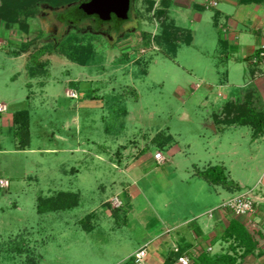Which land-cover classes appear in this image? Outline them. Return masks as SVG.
<instances>
[{
    "label": "rangeland",
    "instance_id": "rangeland-1",
    "mask_svg": "<svg viewBox=\"0 0 264 264\" xmlns=\"http://www.w3.org/2000/svg\"><path fill=\"white\" fill-rule=\"evenodd\" d=\"M73 1L62 0L56 5ZM180 2L178 11L182 6L187 9L183 16L174 19L169 11L167 20H175L184 28L185 37L190 32L192 43L182 44L173 58L153 43L160 29L166 27L164 22H169L166 17L155 16L160 0H136V13L144 28L118 49L107 48L94 36L72 34L58 52L49 48L51 53L47 52L39 45L31 17L28 35L15 30L0 33V105L8 107L0 114V179L9 182L8 188L0 187V243L4 236L28 228L37 236L32 245L38 264H114L164 234L166 226L156 213L171 221L167 214L177 199L189 196V171L195 166L223 165L235 184L234 191H228L197 177L200 201L201 196L216 189L220 200L226 201L261 179L264 137L254 138L248 125L226 127L219 121L234 119L236 111L245 110V117L264 114V92L254 82L251 60L245 59L243 50L261 44L259 35L249 34L256 22L250 19L240 23L238 29L248 35H241V43L226 46L219 42L224 39L220 31L194 21L196 9L188 11L200 0ZM152 3L155 6L150 10ZM39 4L53 3L43 1L35 8ZM254 7L251 5L249 11ZM75 14L77 8L72 6L68 16ZM145 35L152 37L147 47L142 46ZM23 43L30 47L20 50ZM77 50L87 51L85 62L70 59ZM90 55H94L92 60H88ZM121 58H127V63ZM70 91H76L78 98L67 97ZM24 110L31 112L32 140L21 152L16 151L19 139L13 122ZM72 147L78 149L75 154L67 152ZM39 148L57 153L46 154ZM155 151L171 158L172 171L159 166L146 174L155 168L149 161ZM138 154L140 158L131 162ZM120 156H129L131 161L119 165L115 160ZM135 179L140 183H134ZM182 180L186 182L183 187ZM129 186L148 190L131 205L117 210L121 227L115 226L114 233H109L105 222L90 234L78 231L79 225L75 228L76 216L84 217L114 196L111 203L116 208L117 198L122 201ZM57 190H80V207L42 220L36 209L37 197ZM188 223L194 228V221ZM23 261L11 252L0 253V264Z\"/></svg>",
    "mask_w": 264,
    "mask_h": 264
},
{
    "label": "crops",
    "instance_id": "crops-1",
    "mask_svg": "<svg viewBox=\"0 0 264 264\" xmlns=\"http://www.w3.org/2000/svg\"><path fill=\"white\" fill-rule=\"evenodd\" d=\"M212 2H216L217 5H211L210 3ZM220 2H222L223 4L222 10L219 9ZM180 3V0H173L171 6L169 7V11L172 12L173 18L174 16L177 17L178 15L183 16V11L187 10L183 8L184 6H182L181 10L178 11ZM251 5H254L255 7L251 11H249L248 8H250ZM192 9H196L197 11L194 16V21H200V25H202V23H205V25L213 26L217 32L220 31L222 33V36L224 35V39L222 38L223 40L219 39L220 44L221 41H223L224 45L226 46H228L227 44L231 42L235 44L241 43V35L245 36L248 35V33L247 31L245 33H242V30L238 29L239 24L243 23L244 20L250 21V19H253V21L255 20L256 26L253 32L250 31L249 34L256 33L260 36L261 43L263 41V38L260 34V28L264 24H260L262 23V21L264 23V11L262 10L264 9V3L262 5H257L244 4L241 2V0H200V3H193L192 6H189L188 11ZM259 12H261V16L259 15ZM179 27L181 26L179 25ZM257 49L258 48L255 47L245 46V48L243 49L245 53L244 57L246 60H251L250 68L253 69L251 73L255 75L254 82L256 83L258 88L262 92H264V65L255 66L252 61ZM218 96L223 100H228V96H225L221 93H219ZM26 111L29 112L31 118V112L29 110ZM219 121L223 122V120ZM227 125L228 124L223 126L227 127ZM236 125L237 124H231L229 126ZM213 129L215 132L218 131L216 125H213ZM261 136L264 137V133ZM31 140L32 133L30 119V136L29 141L27 142V146L30 145ZM17 143L19 144V142ZM22 149L23 148L19 149L17 147L16 151L22 152ZM29 149L30 148H28L27 150ZM38 151L44 152L46 154L57 153V150L55 149L48 150L39 148ZM77 151L78 149L75 147L67 149V152L69 154H75ZM156 153L157 151H155L154 154ZM129 156L125 159L123 156H120V158L117 159V161L115 160V162L119 165H122L123 163H129L131 161L129 159ZM140 156L141 155L138 154L131 162H135L140 158ZM163 156L165 158V162L163 164H159L156 161L155 155L154 157H151L149 159L151 166L153 165L155 168L151 167V170L146 174L151 173L153 170L160 169L158 168L159 166H165V170H167L168 168L172 171L173 166L170 165L171 158H167V156H165L164 154ZM195 168L200 167L195 166L191 171H189V176H191L189 181L191 185V190L189 189V196H187V199H177L175 207H172L171 211H169L167 214L171 221H169V219L164 220V218L160 214L156 213L159 220H161L166 226L164 234L162 235L161 233L160 235L155 236L153 239H150L148 242H145L144 244L138 246L135 250L130 252L126 260H122L121 262L118 261L114 264H124L127 260L134 257L135 254L145 246H148V256L146 258L145 264H165L167 259L170 258L173 253H178V256H188L191 259V264H264V171L262 173L261 179L251 189H249L253 190V195L259 199L255 214H253L251 217H237L227 211H213L215 208L220 207V205L225 202V200H220L221 193H219L217 189L212 192L209 190V193L207 195L201 196L202 201H200V195L196 196V190L200 189V183H197L196 178L199 176L195 175ZM74 171H76V169L72 168V172ZM132 172L133 171H131L130 173ZM194 181L195 183L193 186ZM134 183L139 184L140 182L139 180L137 181L135 179ZM185 183L186 182H184L183 180L180 181V186L183 187ZM129 187L130 189L128 191H125L124 199H122L123 206L131 205L135 201L134 199H137L140 195L145 194L148 190L138 188L137 186ZM177 187L180 189L179 185H177ZM245 191L246 190L242 192ZM60 192H78L81 195L80 190H57L51 195H39L37 197L36 209L39 217L42 220L45 219L46 216H49L51 214H61V212L65 213L74 211L80 207L81 197L77 205L70 206L69 208L59 209L46 213H40L38 211L39 197L50 198L59 194ZM128 192L130 194L132 193V196L129 195ZM193 195H195L196 197ZM114 197L107 199L100 204L101 208L105 207L107 209L105 212H102V210L100 211V207L97 206L92 208V210L82 218H77L76 216L73 222L75 228H77V226L79 225V228H77L78 231H80L81 233L90 234L100 228L101 222H105L109 226V233H114V231L116 230L115 226L121 227L119 220L116 218L118 217V214L116 213L117 210H114L115 207H113L111 203V200H113ZM198 197L199 199L196 200V198ZM184 204L188 207H186ZM14 207L17 208L18 205L14 204ZM150 207L152 208V206ZM179 208L182 209L183 212L180 211ZM101 213H103V215ZM200 215H202V217H200ZM184 217L187 218H185L184 221L180 222V220ZM188 217L192 218L189 219ZM112 218L114 219L113 222H111V220H113ZM88 220L89 223L84 224V222ZM190 220L194 221V228H192L191 224L188 223V221ZM34 233V231H31L28 228H24V231L20 232L17 235L10 234V236H4L3 238H1L3 242L0 243V248L2 249L0 250V253L8 251L14 255L16 254L21 256L22 259L24 258V264H38V262L36 261V251L34 250L32 245L33 242H37V236ZM40 257L42 258V256ZM174 264H178L177 259Z\"/></svg>",
    "mask_w": 264,
    "mask_h": 264
},
{
    "label": "trees",
    "instance_id": "trees-1",
    "mask_svg": "<svg viewBox=\"0 0 264 264\" xmlns=\"http://www.w3.org/2000/svg\"><path fill=\"white\" fill-rule=\"evenodd\" d=\"M43 1H49L53 4H60L62 0H0V33L2 31H20L24 33V35H28L30 32V22H28V18L31 17L33 9L35 6ZM160 9L155 12V16L158 19L162 17H166L165 21L168 18L169 7L171 6L173 0H160ZM244 4H257L262 5L264 0H241ZM155 3L151 4L150 10L153 9ZM167 14V16H166ZM169 21V20H167ZM166 27L160 29L159 34L155 37L153 43H155L159 48H165L166 54L169 56H176L177 49L182 44L190 45L192 43V36L190 32L188 36L185 37L186 33L184 29L177 26L175 20H170L169 22H164ZM151 35L144 36V43L142 44L143 47L149 46L151 43ZM20 50H27L30 47L29 43L20 44ZM46 49V48H44ZM47 52H50L49 49H46ZM164 50V51H165ZM87 51H75L71 53L69 56L70 59L74 61H82L85 62L86 56L89 54L87 53L85 56L84 54ZM51 53V52H50ZM19 53H14V55H19ZM94 55H90L88 60H92ZM123 59V58H121ZM120 59V60H121ZM123 62L127 63V58L123 59ZM149 62V60L147 59ZM125 64V63H124ZM145 71L147 69L145 68ZM233 107V106H232ZM230 110H234V108L229 107ZM235 112V111H234ZM237 116L234 119L223 120L224 123L231 125V124H242V125H249L253 128L254 131V138L260 137L264 133V114L262 115H251V117H245L243 112H235ZM241 114V116L239 115ZM240 116V117H239ZM14 126L18 132V141H19V149L27 146V142L29 141L30 136V114L28 111L24 110L18 112L17 115L14 117ZM195 175L202 178L204 181L209 183L210 185L214 186H222L227 190H233L235 184L229 177L228 171L225 166L223 165H216V166H209L207 168H195ZM80 193H65L60 192L59 194L52 196L50 198H38V211L40 213H46L50 211H55L59 209L69 208L70 206H75L80 201ZM123 206V205H122ZM121 207L115 208L114 210H120ZM178 253H173L170 258L167 259L165 264H174L176 259L178 261ZM178 257V258H177ZM124 264H136L135 257L130 258Z\"/></svg>",
    "mask_w": 264,
    "mask_h": 264
},
{
    "label": "flooded vegetation",
    "instance_id": "flooded-vegetation-1",
    "mask_svg": "<svg viewBox=\"0 0 264 264\" xmlns=\"http://www.w3.org/2000/svg\"><path fill=\"white\" fill-rule=\"evenodd\" d=\"M89 1L75 0L65 6L39 4L34 8L31 21L39 45L55 53L72 34L78 37L87 34L99 38L100 43L108 46L109 49H118L123 42L131 41L137 32L143 30V21L136 13V0H131L128 19L121 20L112 14L109 21L101 20L97 14L83 16L79 7ZM70 4L71 7L75 6L78 12L73 18L68 16L71 7L67 6ZM113 21H116V24H112Z\"/></svg>",
    "mask_w": 264,
    "mask_h": 264
},
{
    "label": "built area",
    "instance_id": "built-area-1",
    "mask_svg": "<svg viewBox=\"0 0 264 264\" xmlns=\"http://www.w3.org/2000/svg\"><path fill=\"white\" fill-rule=\"evenodd\" d=\"M213 6H216L217 3H210ZM260 33L263 38L262 43L260 44L259 48L257 49L254 57L253 63L257 65H264V25L260 28ZM67 96L72 99H77L78 94L76 91H70L67 93ZM8 111V107L6 105H0V114L6 113ZM155 159L159 164H163L165 158L162 153L157 152L155 154ZM9 182L3 179H0V187L1 188H8ZM117 206L119 208L123 205V202L117 198ZM259 199L253 195V190L245 191L239 193L238 195L228 199L225 201L218 210L227 211L234 216L237 217H251L256 212V206L258 204ZM212 214V212H211ZM178 251V250H176ZM148 256V246L141 248L135 254V263L136 264H145L146 258ZM178 264H191V259L184 255L178 258Z\"/></svg>",
    "mask_w": 264,
    "mask_h": 264
},
{
    "label": "water",
    "instance_id": "water-1",
    "mask_svg": "<svg viewBox=\"0 0 264 264\" xmlns=\"http://www.w3.org/2000/svg\"><path fill=\"white\" fill-rule=\"evenodd\" d=\"M72 4L67 7L70 8ZM131 0H90L79 7L83 16L97 14L101 20L109 21L111 15L115 14L119 19H128Z\"/></svg>",
    "mask_w": 264,
    "mask_h": 264
}]
</instances>
